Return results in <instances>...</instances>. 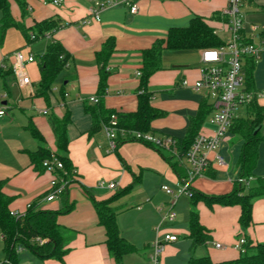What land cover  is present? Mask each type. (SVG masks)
<instances>
[{
	"label": "crops",
	"instance_id": "crops-1",
	"mask_svg": "<svg viewBox=\"0 0 264 264\" xmlns=\"http://www.w3.org/2000/svg\"><path fill=\"white\" fill-rule=\"evenodd\" d=\"M25 1V18L17 1L11 2L13 17L25 28L48 18H59L65 24L33 43L27 42L21 29L12 27L20 33L24 45L10 53L3 49L6 37L0 38V106L7 110V114L0 117V180L5 182L4 192L12 197V212L24 214L34 201H40V206L46 209H60L63 206L60 198L45 200L53 175L48 171L39 173L31 164L30 153L38 149V144L27 129V124L31 119L45 137L47 147L55 151V134L49 115L54 113L62 117L67 109L71 112L69 155L76 167L77 180L70 185V198L75 201V208L58 218L61 225L76 233L68 244L69 251L64 261L40 260L29 250L23 249L22 252H29V260L36 259L38 264H116L109 255L105 228L99 223L94 205L83 186L97 200H104L117 189L130 184L136 175L141 180L134 193L116 201L113 206L119 209L117 222L121 233L138 248V252L124 257L123 264H147L156 237L151 234L152 225L157 223L153 218L161 215L159 207L169 200H159L152 195L150 205L142 207L138 197L149 198L152 185L159 187L163 193L162 185H171L176 189L180 180L166 159L170 154L166 149L159 151L141 141H127L116 152L108 153L104 129L89 134L93 122L91 115L85 112V106L93 105L90 98L98 94L100 75L97 54L108 39L115 40V50L107 66L109 76L103 102L107 108L117 112H135L141 93L143 52L157 41L166 39L171 28L187 27L196 15L205 17L211 23V17L226 6L227 0H137L139 9L136 13L132 14L128 7L118 5L104 10L100 21L90 19L89 9L93 0H63L58 5L53 0ZM256 4L263 6L264 0L261 3L254 0L252 5ZM10 34H7V40ZM51 40L60 41L70 53L71 60L57 77L48 106L43 97L35 96V91L41 79L38 58ZM18 49L32 53L36 58L35 62L26 64L25 69L31 84L20 86L13 76L8 80L7 91L1 71L12 67L13 53ZM201 55L202 49L167 48L163 51V68L154 73L148 83V90L152 93L151 103L164 112L162 117L152 122L153 133L185 138L204 103L212 107L202 91L196 92L190 86H182L184 79L194 83L200 77ZM255 89L258 103L264 106V56L256 64ZM44 110L48 113L44 114ZM212 114L213 109L204 119L199 133L212 132ZM246 116V109L241 108L229 129L228 139L219 147L225 165L211 166L204 177L192 183L194 189L208 195L231 192L234 182L240 177L239 160L244 143L232 131V126L237 119ZM261 134L264 136V125ZM258 154L254 178L264 177V139L259 143ZM208 171L213 172L214 176L208 175ZM100 182H116L117 188L98 187ZM184 203H188L185 216L179 212L181 218L178 219L177 214L178 220L175 219L167 227L159 226L161 233L178 236L177 241L165 245L159 264H186L191 256L188 197ZM198 210L201 223L210 233V240L195 252V255L199 252V257L209 255L214 261L238 257L241 253L235 248V243L242 234L253 245L264 242V196L254 200L252 223L245 230L239 223V205L214 204L210 207L202 201L198 204ZM217 243L222 245L221 248L215 246ZM0 246H4L1 232ZM0 264H3L1 260Z\"/></svg>",
	"mask_w": 264,
	"mask_h": 264
},
{
	"label": "trees",
	"instance_id": "trees-1",
	"mask_svg": "<svg viewBox=\"0 0 264 264\" xmlns=\"http://www.w3.org/2000/svg\"><path fill=\"white\" fill-rule=\"evenodd\" d=\"M13 0H0V38H4L7 30L16 27L22 30L28 43H33L41 38L58 30L64 26V22L59 18H48L36 22L32 27L25 28L18 22L12 14L11 2ZM19 4L22 17L27 16L26 1L15 0ZM220 12L211 17V21H219ZM30 31L35 33V38H31ZM264 35V34H263ZM224 44L222 38L216 33V27L208 22L203 16L196 15L187 27H174L169 30L166 39L157 41L150 49L143 52V68L139 94L138 109L135 112L123 113L111 110L106 107L103 99L107 93V79L109 70L107 69L109 59L115 50V40L108 39L102 49L97 54L99 65V89L98 101L93 105L87 104L85 112L92 117V127L90 135L103 129L110 123L113 114L117 115L118 147L127 141H136L132 137L122 136L121 129L126 132L151 131L152 122L163 116L164 112L153 106L151 103L152 93L148 90V83L151 76L163 68L162 56L165 49H206L220 47ZM71 55L60 41L51 40L44 53L39 55V70L41 79L35 91V96L43 97L50 106V97L59 74L67 67ZM256 61L252 57L246 58L245 74L247 89L255 96L246 106V117L237 119L232 131L244 141L242 153L239 160L241 169L240 177L234 182L231 192L223 195H208L192 188L193 195L189 197V235L191 241V256L186 264H264V242L255 245L244 234L247 243L245 251L238 257L222 261H214L209 255L196 257L197 249L205 245L210 240L209 230L201 223L198 210L199 202H205L208 206L220 204L225 206L239 205L241 207L240 226L243 230L247 229L252 223V209L254 200L264 196V177H253V170L258 161V146L264 139L261 128L264 125V106L258 103L255 89V68ZM5 89L8 91V80L14 76L12 67L2 72ZM212 111V107L204 103L198 116L193 119L185 138L176 139L178 155L170 152L166 159L180 181H184L188 175L183 159L191 147L199 129ZM49 122L55 134L56 150L52 151L47 147L45 137L38 127L28 120L27 129L36 140L38 149L30 153L31 164L34 169L43 173L46 171L45 160H52L56 157L63 165L57 168L54 175L59 179V185H64L59 192L63 206L60 209H46L40 206V201L30 204L24 214L14 215L10 210L12 197L4 192V181L0 180V232L4 242L3 264H21L19 257L20 249L29 250L40 260L56 259L64 261L68 253L69 242L74 238L75 231L65 227L58 222L60 215L68 214L75 208V201L70 198V185L76 182V167L69 155L70 137L68 126L71 123V112L66 110L62 117L54 113L49 115ZM257 127L260 130L255 133ZM161 151V148L145 143ZM118 148L115 150V152ZM124 163V162H123ZM125 165V163H124ZM208 175L214 176L213 172L208 171ZM141 177L134 176V180L125 187L119 188L109 198L97 200L89 189L83 186L87 196L92 201L97 212L99 223L106 231V245L109 255L115 260L116 264H123L124 257L138 252V248L129 242L121 233L117 222L119 209L113 204L133 191L140 183ZM251 181V182H250ZM44 238L46 241L40 244L36 238Z\"/></svg>",
	"mask_w": 264,
	"mask_h": 264
},
{
	"label": "built area",
	"instance_id": "built-area-1",
	"mask_svg": "<svg viewBox=\"0 0 264 264\" xmlns=\"http://www.w3.org/2000/svg\"><path fill=\"white\" fill-rule=\"evenodd\" d=\"M63 0H53L58 5ZM254 0H227L226 6L220 11V27H216V33H228V38L222 40L224 44L220 47L202 49L200 77L190 83L187 79L182 81V86H190L194 91H202L204 97L211 101L213 114L211 124L213 130L211 133H198L191 147L186 153L183 162L187 170L188 177L180 181L177 188H171L168 185H162V189L169 194L172 199L159 207L162 215V223L175 221L177 213L175 205L182 196L191 197L193 195L192 183L197 179L205 176L206 171L213 165L224 166L225 158L219 153V147L224 140L228 139L229 129L238 117L241 108L252 102L255 93L249 91L246 85L245 62L246 58L252 57L256 63L264 53V35L258 31L261 29L255 23H248V10ZM247 4V7L245 6ZM123 5L129 8L132 14L139 9L137 0H93V5L89 9L90 19L100 21L101 13L111 7ZM89 19V20H90ZM31 38H35V33L30 31ZM14 63L12 69L14 76L20 86L31 84V79L26 73V64L36 61L32 53L22 49L14 51ZM141 76V73H138ZM90 101L96 103L97 97H91ZM48 112L44 110V114ZM7 114L5 107L0 106V117ZM104 131L108 139V148L106 152H114L118 148L117 132L118 122L117 115L113 114L108 125L104 126ZM122 136L134 138L136 141L153 144L161 149L178 155V147L174 137L167 135H158L152 131L126 132L121 129ZM46 171L52 173L51 189L45 200L52 201L59 198V192L64 185H59V179L54 175L57 168H63L62 163L53 156L52 160H45ZM98 187L116 189V182H100ZM30 204L28 205V207ZM12 212V211H11ZM19 215L18 212H12ZM160 228V227H159ZM158 228L155 240L152 243L153 251L150 261L147 264H159L160 255L165 245L169 242L178 240V236L170 233H161ZM36 241L43 244L46 239L36 238ZM247 240L240 236L235 243V248L243 253ZM221 248V244H215ZM22 251V249H20Z\"/></svg>",
	"mask_w": 264,
	"mask_h": 264
},
{
	"label": "rangeland",
	"instance_id": "rangeland-1",
	"mask_svg": "<svg viewBox=\"0 0 264 264\" xmlns=\"http://www.w3.org/2000/svg\"><path fill=\"white\" fill-rule=\"evenodd\" d=\"M257 1L260 2V3L263 2V0H257ZM245 6L247 7V4ZM247 10L249 12L248 18H247L248 23H255L256 25H259L261 27V29L258 32L264 34V5L263 6L261 4L260 5H257L256 4L255 6L252 5L250 8L247 7ZM211 24H213L215 27H220L221 26L218 23V21H213V22H211ZM8 33L9 34L12 33V34H10V37L7 40V34ZM15 33H18V35L15 34ZM19 34L20 33L16 29H14V28H12V29L10 28L7 31V33L5 35L6 38H5V41H4L3 49L5 48L8 53L12 52L14 49L18 48L19 46H23L24 45V43L22 42V38H21V36ZM220 36L222 38H224V39H227L228 38V33L227 32L226 33H220ZM263 56H264V54L262 53V57ZM1 145L2 144H0V146ZM168 186L171 187V188H174V186H171V185H168ZM150 191H151V196H149V198L148 197H143V196L138 197V199L140 198L139 201L142 202V204H141L142 207H146V206L150 205L149 204V200H152V195H156V198L157 199L159 198V200H164V198H165L166 200H169L170 201L172 199V197L170 195H168L165 192L163 193L160 190L159 187H155V186L152 185ZM133 193H134V191H132L128 195L133 194ZM158 194H160L161 196H158ZM185 201H187V196H182V198L180 199V201L176 205L175 211L178 214V219L181 218V216L179 215V212H180V214L182 216H185V211H186L187 205H188V203H186V204L184 203ZM181 210L182 211L184 210L183 213H181L182 212ZM156 217L157 218H153L154 221L157 222V223L155 225H152L153 226V228L151 229L152 236L157 235L158 227L159 226H161V227H167V226H169V224H171L172 222H174V221H167V222L162 223V215H160V216L157 215ZM178 219H176V220H178ZM159 230H160V228H159ZM29 255H30L29 252H22V251L19 252V257H20V259H22L21 264H38V262L36 261V259L29 260L30 259V256ZM195 256L196 257H199V252ZM3 259H4V250L0 246V260L2 261Z\"/></svg>",
	"mask_w": 264,
	"mask_h": 264
},
{
	"label": "water",
	"instance_id": "water-1",
	"mask_svg": "<svg viewBox=\"0 0 264 264\" xmlns=\"http://www.w3.org/2000/svg\"><path fill=\"white\" fill-rule=\"evenodd\" d=\"M259 130H260V127H257L256 130H255V133H256L257 131H259Z\"/></svg>",
	"mask_w": 264,
	"mask_h": 264
}]
</instances>
